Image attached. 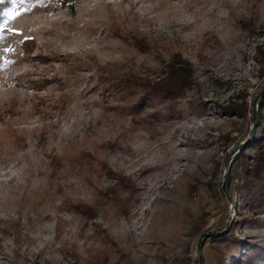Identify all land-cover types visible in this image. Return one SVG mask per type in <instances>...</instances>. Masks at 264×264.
I'll use <instances>...</instances> for the list:
<instances>
[{
	"label": "rangeland",
	"instance_id": "rangeland-1",
	"mask_svg": "<svg viewBox=\"0 0 264 264\" xmlns=\"http://www.w3.org/2000/svg\"><path fill=\"white\" fill-rule=\"evenodd\" d=\"M14 11L0 41V264H199L198 244L204 264L220 251L222 264H264V0H25L0 25ZM174 55L194 84L132 106L123 77L157 81ZM231 102L243 117L222 111ZM83 151L97 160L77 163ZM241 151L248 180L232 199ZM99 161L136 180L125 213L93 193L114 182ZM230 229L240 245L218 239Z\"/></svg>",
	"mask_w": 264,
	"mask_h": 264
},
{
	"label": "trees",
	"instance_id": "trees-1",
	"mask_svg": "<svg viewBox=\"0 0 264 264\" xmlns=\"http://www.w3.org/2000/svg\"><path fill=\"white\" fill-rule=\"evenodd\" d=\"M11 3H7L4 5H0V20L2 18L3 11L10 6ZM112 24V23H111ZM109 24L107 27H112ZM113 35L119 39L125 40L124 36L131 39L133 44L138 48H145L147 43H145L142 38L137 37L135 34H123L119 28V26H114ZM257 53L259 56V61L261 62L262 71L264 70V48L263 46L257 47ZM166 71L164 72V77L159 78L157 81L153 80H145L144 78L140 77H133L131 75H127L123 77V89L126 87L127 90H138V99L133 103L132 106H140L143 102H145L151 96H157L162 99L168 100H175L181 97L185 90L190 87L195 82V78L191 69L189 62L185 59H182L179 55H174L169 61H167L165 65ZM109 82V80H107ZM115 86L118 84L114 83ZM119 87V86H118ZM222 111L225 114L233 115L236 114L238 116H244L246 107L243 103H236L231 102L228 106L223 107ZM262 122L261 120L258 121L257 131L261 127ZM255 134L258 135V133ZM228 135H226L227 137ZM255 138V137H254ZM253 139V138H252ZM254 141H258L259 138L253 139ZM261 154L264 155V144L261 147ZM78 160L77 163L84 161H96L97 159H91L90 155L87 152L83 151L78 153ZM248 155H246L243 151L234 155L232 159V164L226 171V190L231 198H234V194L238 192L241 187L238 185H232L230 190V185L235 182H244L248 180V176L246 172L242 173V171H246L247 168L243 164L244 159H248ZM54 160V159H53ZM256 159H252V162ZM75 163V162H74ZM56 162H53V166ZM98 168L95 169V174L97 176H101L102 174L112 179L114 182L107 187H94L93 193L96 194L95 196L98 198L104 197L105 203L110 205L111 208H115L116 211L126 212V209L130 207L131 201L136 196V192L138 190V186L136 180L130 179L128 176L121 174L118 171L113 170L105 161L97 162ZM54 173V172H53ZM51 172L50 176L53 177ZM120 193H127L126 197L120 196ZM68 197L64 198L63 206L64 208H70L76 213L80 214L84 218L94 219L97 216V208L96 203H83V202H74L70 201ZM69 206V207H68ZM124 208V209H123ZM217 238V237H215ZM220 242H226V244L230 243L231 245L237 246L240 245L241 241L238 237H236L233 233V230H227L221 237ZM229 240V241H227ZM232 240V241H231ZM226 256V252L220 251L216 262L218 264H222L224 262ZM233 256V255H232ZM247 264H252L250 261Z\"/></svg>",
	"mask_w": 264,
	"mask_h": 264
},
{
	"label": "snow or ice",
	"instance_id": "snow-or-ice-1",
	"mask_svg": "<svg viewBox=\"0 0 264 264\" xmlns=\"http://www.w3.org/2000/svg\"><path fill=\"white\" fill-rule=\"evenodd\" d=\"M7 3H12V4H24L25 0H0V5H4ZM20 15L19 11H14L8 14L7 19L3 20V24L0 25V41H3L5 39V26L7 25L9 20H14L16 19L18 16ZM8 31L13 32V34H19L17 32H15V30L12 29H8ZM13 51V49L11 48H4L3 52L7 53ZM6 63H8L6 61Z\"/></svg>",
	"mask_w": 264,
	"mask_h": 264
},
{
	"label": "water",
	"instance_id": "water-1",
	"mask_svg": "<svg viewBox=\"0 0 264 264\" xmlns=\"http://www.w3.org/2000/svg\"><path fill=\"white\" fill-rule=\"evenodd\" d=\"M263 90H264V87H263V89L255 96V98H254V101H253V118L255 119V104H256V102H257V99H258V97H259V95L261 94V92H263ZM251 132H252V130H251ZM227 167H229V163H227ZM222 188H224V184H222ZM229 199V198H228ZM199 241H200V238H199ZM198 249H199V255H198V262H199V264H204V262H203V260H202V258H201V252H200V245L198 244Z\"/></svg>",
	"mask_w": 264,
	"mask_h": 264
}]
</instances>
